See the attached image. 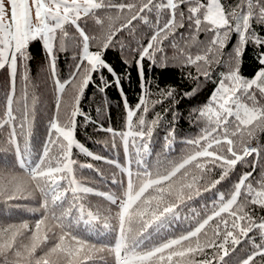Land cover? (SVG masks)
<instances>
[{"label":"snow or ice","instance_id":"1","mask_svg":"<svg viewBox=\"0 0 264 264\" xmlns=\"http://www.w3.org/2000/svg\"><path fill=\"white\" fill-rule=\"evenodd\" d=\"M181 5L187 6L186 17L184 12L177 11ZM154 9L166 11L168 18L163 24L157 21L156 30L137 53L141 61L162 53L160 45L174 35L177 28L185 27V19L188 30L194 34L204 32L211 36L202 54L186 57L188 65L219 63L217 54L225 46L230 32L239 35V45L228 71L221 74L218 86L198 112L199 118L206 121V127L198 138L184 142L190 150L177 161L162 162L157 156L152 164L147 159L153 155L150 144L160 117L157 115L148 124L143 115L137 117L141 110L144 114L149 111L147 101L141 98L135 109L127 111V130L113 133L120 136L128 157V167L122 169L125 179L113 181L122 186V191L120 195L94 192L74 174V147L93 156L75 136L76 117L82 115L78 107L80 99L94 73L101 69L112 71L102 57L116 34L123 29L130 30L134 21H145L142 14ZM108 11L117 13V18L119 14H126V23L114 30L110 28L102 49L92 51L90 42H94V38L85 33L80 22L89 18L103 27L106 22L111 23L112 17L97 13ZM254 21L264 25V0H240L231 10H226L221 0H143L142 3L140 0H0V69L8 66L11 70V87L0 114V129L7 130L6 143L12 152V159L5 162L7 167L0 168V198L13 200L19 193L36 194L42 210L41 218L33 227L27 222L0 225V264H20V261L24 264H93L98 253L109 254L111 264H228L225 257L236 251L241 237H247L251 244L236 264H258V261L264 264V217L254 219L245 210L248 205L264 209V176L254 186L253 173H244L227 198L217 189L238 163L250 154L259 156L261 152L259 147L235 144L245 135L253 137L257 129L264 131V105L257 99V93L264 99V35L253 30ZM66 25L76 29L82 51L72 77L63 83L56 81V110L48 121L42 149L34 154L31 148L33 122L26 89L19 99L16 96L18 61L26 62L30 45L42 42L50 54L54 73L53 53L57 40L63 47V40L69 38ZM249 42L261 49V68L250 80L242 77L235 66ZM201 74L209 76L207 70ZM23 79L27 81L26 73ZM67 87L75 89V102L61 121L59 97ZM194 92L185 95L191 96ZM172 95L173 91L167 90L166 96ZM14 104L19 107L14 108ZM134 117L136 124H133ZM173 140L174 131H170L164 137L161 155L166 156L173 148ZM106 163L119 167L114 160ZM213 169L220 170L218 179H209ZM206 193H213L212 204L202 206L205 215L201 216L193 204L199 203ZM87 194L104 197L116 210L92 211L84 201ZM254 230L259 243L249 236ZM82 233L98 234L94 236L98 243H92ZM109 237H112L110 241ZM23 240L28 242L22 243ZM49 244L51 247H47ZM38 249L44 254L37 258ZM100 259L103 261V257Z\"/></svg>","mask_w":264,"mask_h":264},{"label":"trees","instance_id":"2","mask_svg":"<svg viewBox=\"0 0 264 264\" xmlns=\"http://www.w3.org/2000/svg\"><path fill=\"white\" fill-rule=\"evenodd\" d=\"M114 2H129V0H114ZM142 2L143 0H140V3ZM221 3L226 10H231L240 3V0H221ZM177 11L178 13L182 11L185 13V17L187 16V6L181 5ZM97 15L105 18L112 17L111 23L106 22L101 27L89 18L80 22L85 33L94 38V42H90V50L92 51L102 49L110 28L114 30L126 23V14H119V18H117L118 14L112 11L98 12ZM142 15H145L147 22L134 21V27L130 30L123 29L113 38V42L104 51L102 57L112 71L101 69L93 74L78 106L82 115L76 117V140L84 145L93 156H88L87 152H82L79 148L74 147L72 150V158L76 161L74 174L78 181L85 186L92 187L94 192L120 195L122 186L113 183V181L125 179L126 173L122 169L128 166V157L125 156L120 136H114L113 133L127 130V111L129 108L135 109L141 98L147 101L149 111L144 114L141 110L137 113V117L143 115L146 124L156 119L157 115L160 117L159 123L154 126L150 144L153 155L147 159L152 164H155L157 156L162 162L165 160L177 161L186 151L190 150V146L184 142L198 138L206 127V121L199 118L198 112L206 103L213 89L218 86L221 74L228 71L235 49L239 45V35L230 32L225 46L217 54L219 63H212L207 66L203 64L188 65L186 57L202 54V50L207 46L211 36L204 32L194 34L188 30L185 19V27L177 28L175 34L170 35L160 45L163 49L162 53L157 52L153 59L146 58L141 61L137 53L146 46L151 34L156 30L157 21L163 24L168 18L166 11L157 12L155 9ZM177 19L179 20V15ZM252 27L257 34L264 35V25L254 21ZM65 30L69 33V38L63 40V47H61L59 39L55 45L53 53L55 55L54 73L50 63V54L42 42H33L30 45L28 49L29 58L26 62L18 61L15 79L16 96L19 99L26 89L31 109L30 118L33 122L31 148L34 154L40 153L42 141L47 132L48 121L56 110L58 95L56 81L63 83L72 77L82 51L76 29L71 25H66ZM260 53L259 46L249 42L235 61L239 74L245 79L254 78L260 70ZM204 70L208 71V77L201 74ZM25 73L28 77L27 81L23 79ZM10 87V68L6 66L0 69V114L3 112ZM169 89L173 91L171 97L166 96ZM193 90H195L193 95H185ZM74 96L75 89L71 87H67L64 93L60 95L61 121L72 110L75 102ZM257 99L264 105V99L258 93ZM13 107L18 108L19 104H14ZM133 124H136L135 117ZM108 129L112 131L109 132ZM170 131H174L173 148L166 156L161 155L164 137ZM7 135L6 129H0V168H6L5 162L12 159V152L6 143ZM235 144L237 147H247L249 144H253L254 147H259L261 152L259 156L252 154L246 157L243 162L236 165V168L229 173V177L221 185H217V189L225 193L226 198L233 185L238 181L239 176L244 173L250 171L253 173L252 182L254 186L255 182L264 176V131L257 129L253 137L249 138L245 135L236 140ZM95 156H101L104 159L95 160L93 158ZM109 160L116 161L119 167L106 163ZM89 164L92 165L91 168L86 167ZM132 169L134 172L136 171L134 159ZM219 175L220 170L213 169L209 179H218ZM215 191L213 190V192ZM17 195L18 198L13 200H8L7 197L0 198V225L27 222L30 227H33L42 215L40 198L36 194L19 193ZM212 195L213 193H206L199 203L193 204V207L201 212V216L205 215L201 211L202 206H211L212 199L210 197ZM84 201L86 206L94 212L97 209L116 210L104 197L94 194H87ZM242 201L243 198H241ZM245 210L254 219L259 220V218L264 217V209L259 206L248 205ZM82 235L92 243H98V239L94 238L98 234L82 233ZM209 236H211V231H209ZM249 236L253 237L257 243L260 242L255 230L249 233ZM111 239L112 237L108 238L109 241ZM240 239L241 244L236 246V251L230 253L229 257H225L228 264H236L243 251L250 247L251 240L247 237ZM27 242V240L22 241V243ZM47 247H51V244ZM47 247L44 248V251H47ZM44 251L38 249L36 257L42 256ZM95 255L96 259L93 264H105V262L111 264L109 254L98 253ZM100 257H103V261ZM20 264H24V262L20 261Z\"/></svg>","mask_w":264,"mask_h":264},{"label":"built area","instance_id":"3","mask_svg":"<svg viewBox=\"0 0 264 264\" xmlns=\"http://www.w3.org/2000/svg\"><path fill=\"white\" fill-rule=\"evenodd\" d=\"M247 147H248V148H252V147H254V145H253V144H249ZM251 155H252V154L248 155L247 157H249V156H251Z\"/></svg>","mask_w":264,"mask_h":264},{"label":"rangeland","instance_id":"4","mask_svg":"<svg viewBox=\"0 0 264 264\" xmlns=\"http://www.w3.org/2000/svg\"><path fill=\"white\" fill-rule=\"evenodd\" d=\"M11 71V70H10ZM128 166H126L125 168H127Z\"/></svg>","mask_w":264,"mask_h":264}]
</instances>
